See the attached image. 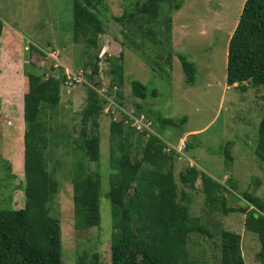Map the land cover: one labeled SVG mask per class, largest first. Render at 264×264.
<instances>
[{"label": "rangeland", "instance_id": "rangeland-1", "mask_svg": "<svg viewBox=\"0 0 264 264\" xmlns=\"http://www.w3.org/2000/svg\"><path fill=\"white\" fill-rule=\"evenodd\" d=\"M103 1L101 16L106 29L97 37L98 46L91 48L84 38L73 40V0H0L3 24L0 32V207L21 208L25 203L24 138L27 132L24 94L28 80L23 73L24 68L32 69L29 63L34 62L39 65L40 72H46L45 76L51 73L59 75L61 69L69 79L75 73L79 74L77 81L62 85L61 102L51 118L58 138H66L67 141L81 133V112L86 104L88 86L100 84L98 91L108 101L104 102L99 118L100 159L91 162L92 168L97 169L102 178L99 225L83 230L73 226L72 157L78 153L69 147L74 148L75 144L73 147L63 142L58 146L52 145L47 154L51 169L53 164L57 166L54 171L61 183L53 213L61 221L63 264H77L80 256H84V263H88L95 255L97 264H110L111 242L115 233L112 205L105 195L115 166L111 157L110 123L114 117H122L119 111L113 112L116 109L112 105L113 100L120 98L118 93L113 91L110 96L104 93L110 84V57H113L116 63H123L125 67L121 88L123 108L132 110L135 99H138L146 108L165 117H188L182 127L168 125L161 130V135L173 143L176 139L178 150H183L188 141L194 145L190 149L185 148V156L174 154V159L165 164L174 169L180 205L190 206L191 214L200 216L202 224L210 232L190 234L187 243L190 256L196 264H219L221 234L223 229H228L241 234L246 263L259 264L256 253L260 242L254 232L245 229V213L230 211L224 214L212 210L201 190V177L196 180L195 187L182 183L180 179L181 171L195 165L221 181L232 177L234 192L227 193L231 206L243 204L236 198L244 192L264 197V171L256 153L259 124L264 116V86L249 81L244 82L245 88L238 83L228 85L226 78L229 40L246 0H184L183 6L173 11V46L195 61L197 73L193 84L186 83L176 55L167 73L154 69L150 59L137 52L125 33L115 27L112 16L122 15L129 9V0ZM33 42L48 51L46 57L39 58L38 52H34L30 58ZM145 49L147 54L153 53L151 48ZM96 54L99 70L95 73L91 66L89 79L85 72L79 71L85 61H95ZM134 79L142 81L151 90L157 89L159 94L148 95L146 99L134 98L131 94ZM88 130L91 131L90 128ZM227 142H232L233 161L230 164L225 159ZM135 151L134 145L130 147L132 156ZM138 153L140 158L142 153Z\"/></svg>", "mask_w": 264, "mask_h": 264}, {"label": "trees", "instance_id": "trees-1", "mask_svg": "<svg viewBox=\"0 0 264 264\" xmlns=\"http://www.w3.org/2000/svg\"><path fill=\"white\" fill-rule=\"evenodd\" d=\"M129 1V9L122 15L112 16L115 27L125 33L137 52L150 59L154 69L159 68L167 73L176 55L186 83L193 84L197 73L195 61L173 46L172 13L183 6L184 0ZM102 2L73 0V40L84 38L91 48L98 46L97 37L106 29L101 16ZM2 26L0 20V32ZM146 47L153 50L151 55L147 54ZM31 49V59L34 52H38L39 58L46 57L48 52L35 42L31 43ZM97 54L95 61H85L81 68L89 79L92 76L91 66L95 73L99 70ZM119 56L122 58V55ZM112 58L109 71L111 80L104 93L109 96L113 91L118 93L120 98H114L112 105L116 109L113 112L119 111L122 117H114L110 123L111 157L115 162L110 187L105 193L112 205L115 228L110 264H196L188 250L190 234L210 232L202 224L200 216L191 214L190 206L180 205L174 169L165 164L174 159V154H181L176 149V139L173 143L161 135L164 127H182L188 117H165L146 108L138 99H135L132 110L123 108L121 88L124 85L125 67ZM29 65L32 69L27 67L23 71L28 80L24 94L27 132L24 138L25 203L21 208L0 207V264H63L61 221L53 213L61 183L54 171L57 166L53 164L51 169L48 164L47 151L50 146H58L62 142L71 147L75 144L74 148L69 147L78 153L72 157L73 226L83 230L99 225L102 178L101 173L92 168L91 162L100 159L99 118L108 99L99 93L100 84L89 85L86 104L81 112L79 137L72 141L58 138L51 118L61 102V87L70 79L63 69L59 75L51 73L45 76L46 72H40L38 64L32 62ZM226 78L228 85L238 83V86L245 88L244 82L249 81L264 86V0H246L243 3L228 44ZM131 94L134 98L146 99L148 95L157 96L159 92L134 79ZM140 116L149 121V127H137ZM258 134L256 153L264 171V116ZM133 145L137 151L132 156L129 150ZM193 146L188 141L185 148ZM231 146L232 142L225 145L228 164L233 161ZM138 151L142 153L140 158ZM199 177L209 208L224 214L230 211L245 213V229L254 232L260 242L257 262L264 264V197L244 192L236 195L237 201L243 204L231 206L227 196V193L234 192L231 176L221 181L195 165L180 172L181 182L190 187H195ZM220 242L219 264H247L240 233L223 229ZM77 264H97L96 255L88 263H84V256H80Z\"/></svg>", "mask_w": 264, "mask_h": 264}, {"label": "built area", "instance_id": "built-area-1", "mask_svg": "<svg viewBox=\"0 0 264 264\" xmlns=\"http://www.w3.org/2000/svg\"><path fill=\"white\" fill-rule=\"evenodd\" d=\"M79 72L81 73L82 71H79ZM78 75H79L78 73H75L73 78H71L68 83L70 84V83H73L74 80H78V78H77ZM136 125L138 128L142 127L143 125H146L149 127V121L147 119H145V117L140 116L137 118Z\"/></svg>", "mask_w": 264, "mask_h": 264}, {"label": "clouds", "instance_id": "clouds-1", "mask_svg": "<svg viewBox=\"0 0 264 264\" xmlns=\"http://www.w3.org/2000/svg\"><path fill=\"white\" fill-rule=\"evenodd\" d=\"M238 22V21H237ZM236 27V26H235ZM77 81V80H76ZM80 81V80H79ZM120 109H122V108H120ZM185 147H186V144L184 145V148H183V150H178V147H177V145H176V149H177V151L178 152H180V156H185Z\"/></svg>", "mask_w": 264, "mask_h": 264}, {"label": "crops", "instance_id": "crops-1", "mask_svg": "<svg viewBox=\"0 0 264 264\" xmlns=\"http://www.w3.org/2000/svg\"><path fill=\"white\" fill-rule=\"evenodd\" d=\"M237 24V21L235 22V25ZM234 30V29H233Z\"/></svg>", "mask_w": 264, "mask_h": 264}]
</instances>
